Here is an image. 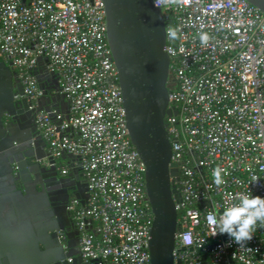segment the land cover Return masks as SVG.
Returning a JSON list of instances; mask_svg holds the SVG:
<instances>
[{"label":"built area","instance_id":"2783aa9c","mask_svg":"<svg viewBox=\"0 0 264 264\" xmlns=\"http://www.w3.org/2000/svg\"><path fill=\"white\" fill-rule=\"evenodd\" d=\"M153 5L165 19L175 111L165 120L180 194L174 261L200 264L204 255L207 264H264V227L257 225L242 245L212 235L214 218L239 194L264 197V13L245 0ZM0 56L30 101L41 94L37 58H46L68 100L69 118L58 131L45 112L35 123L52 156L79 158L88 197L84 207L73 210L72 202L70 209L83 229L81 258L149 264L144 167L125 128L103 1L0 0Z\"/></svg>","mask_w":264,"mask_h":264},{"label":"water","instance_id":"95a60500","mask_svg":"<svg viewBox=\"0 0 264 264\" xmlns=\"http://www.w3.org/2000/svg\"><path fill=\"white\" fill-rule=\"evenodd\" d=\"M102 1L125 128L144 167V189L152 215L147 242L149 264H180L173 257L180 194L175 187L178 171L170 161L165 122L175 113L168 98L170 58L165 49V19L153 0ZM245 1L264 13V0ZM40 62L47 64V59L38 57ZM33 75L41 94L30 101L10 63L0 60V264H95L84 261L78 247L70 253L54 255L46 238L47 202L35 184L44 170L39 161L47 158L51 171L55 157L46 150L47 143L35 118L38 112H45L58 131L62 121L69 118V104L54 71L45 68L42 74L35 68ZM44 76L50 80V87L42 83ZM55 107L63 114L60 120H55ZM59 157L68 160L78 179L79 158L65 152ZM81 190L80 202L85 206L87 185ZM200 262L207 264L204 255Z\"/></svg>","mask_w":264,"mask_h":264},{"label":"flooded vegetation","instance_id":"af4514ba","mask_svg":"<svg viewBox=\"0 0 264 264\" xmlns=\"http://www.w3.org/2000/svg\"><path fill=\"white\" fill-rule=\"evenodd\" d=\"M46 150L49 151L48 146ZM53 165L54 169L48 171V167L51 166L48 159L44 158L39 161L40 168L44 170L40 172L35 188L38 192H42L47 202L44 210L48 214L45 218L48 226L47 241L50 243L53 254L60 255L70 253L76 247L79 248L83 229L73 218V210L84 207L80 199L83 197L81 189L86 181L77 163L78 179L75 178L76 175L72 173L69 165H60L56 158ZM72 202H75L73 210L70 209ZM66 259L71 261L70 257Z\"/></svg>","mask_w":264,"mask_h":264},{"label":"clouds","instance_id":"9594fccd","mask_svg":"<svg viewBox=\"0 0 264 264\" xmlns=\"http://www.w3.org/2000/svg\"><path fill=\"white\" fill-rule=\"evenodd\" d=\"M173 36L174 33L170 32L169 37ZM200 41L205 43L207 36L201 34ZM256 179L253 176L250 182L254 184ZM215 182L220 183L219 179ZM257 225L264 227V197L241 193L214 218L215 232L212 235L226 234L234 243L242 245L251 239Z\"/></svg>","mask_w":264,"mask_h":264},{"label":"trees","instance_id":"16d2710c","mask_svg":"<svg viewBox=\"0 0 264 264\" xmlns=\"http://www.w3.org/2000/svg\"><path fill=\"white\" fill-rule=\"evenodd\" d=\"M0 60L3 61L5 64H8L9 63V61L6 58L2 57V56H0ZM10 68L13 71H15L11 66H10ZM167 88L168 89H171V86H170V78L168 79V82H167ZM56 161L58 163H60V165H63V166H66V165L68 166L69 165L67 159H61L59 156L56 157ZM175 187L176 188L178 187V183H175ZM179 216H180V211H177V217L179 218ZM177 229H179L178 226H177ZM200 253H201V251H197V254H200Z\"/></svg>","mask_w":264,"mask_h":264},{"label":"crops","instance_id":"0c3cea01","mask_svg":"<svg viewBox=\"0 0 264 264\" xmlns=\"http://www.w3.org/2000/svg\"><path fill=\"white\" fill-rule=\"evenodd\" d=\"M46 63H44V62H40V63H38L37 64V66H36V68L40 71V73H42L43 74V71H44V69L46 68ZM42 83L45 85V87H50V80L47 78V76H44L43 78H42ZM54 109V111L57 113V114H60L61 116L63 115L62 114V112L60 111V108L59 107H55V108H53Z\"/></svg>","mask_w":264,"mask_h":264}]
</instances>
